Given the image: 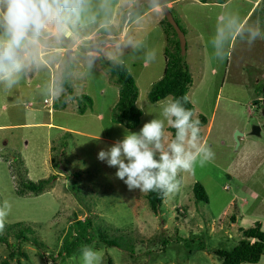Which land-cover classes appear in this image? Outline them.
Returning <instances> with one entry per match:
<instances>
[{
	"label": "rangeland",
	"instance_id": "1",
	"mask_svg": "<svg viewBox=\"0 0 264 264\" xmlns=\"http://www.w3.org/2000/svg\"><path fill=\"white\" fill-rule=\"evenodd\" d=\"M251 4L168 1L186 40L185 53L180 54L192 77L187 95L196 115L207 118L201 136L215 156L181 173L179 191L165 198L156 214L145 193L129 191L115 177L117 169L100 161L98 153L123 139L126 130L138 132L159 115L158 101L150 102L148 92L163 74L165 49L177 54L179 43L163 12L156 14L141 3L139 21L128 23L122 37L105 38L91 70L83 61L72 67L74 95L92 99L91 106L82 102L84 113L78 111V99L44 102L49 79L44 71L30 74L11 90H0V205L5 200L11 204L7 225H30L33 233L28 235L44 243L38 249L10 230L7 240L27 254L21 264H81L84 244L103 250L102 264H218L220 258L212 251L233 248L242 239V229L259 221L264 231V39L249 45L247 32L258 27L264 34V0L243 22L245 31L229 37L230 58L223 63L212 58L217 28L229 17L242 21ZM115 41L121 59L132 65L136 105L143 109L139 124L131 129L112 120L118 85L102 58L109 59ZM135 41L146 47L135 50ZM151 48L158 49V58L144 63L140 57ZM253 125L260 127L258 135L251 133ZM166 132L170 141L171 132ZM51 175L56 177L41 193H17L21 181ZM196 182L204 186L206 202L195 199ZM81 234L90 243L82 242L70 256L59 258L63 243ZM99 234L120 246L98 243ZM9 251L10 246L0 242V264ZM14 262L12 258L8 263Z\"/></svg>",
	"mask_w": 264,
	"mask_h": 264
},
{
	"label": "clouds",
	"instance_id": "2",
	"mask_svg": "<svg viewBox=\"0 0 264 264\" xmlns=\"http://www.w3.org/2000/svg\"><path fill=\"white\" fill-rule=\"evenodd\" d=\"M145 2L156 14L169 6L168 0ZM140 7L141 0H0V90H11L30 74L44 71L49 74L44 88L46 100L71 101L73 94L65 85L72 67L83 61L91 70L103 52L105 38L122 37L128 23L139 21ZM244 31L238 17H229L218 27L213 38V60L223 63L229 59V37ZM247 32L249 45L264 39L258 27L247 28ZM132 47L141 50L146 46L143 41H135ZM122 55L119 41H115L108 58L131 74L132 65L121 59ZM158 55V49L151 48L140 60L153 63ZM190 102L187 94L159 100L158 116L138 132L126 130L123 139L99 151L98 159L117 169L115 177L129 191L157 192L163 198L175 194L181 186V173L194 170L197 163L202 167L215 156L201 136L200 119L185 106ZM168 127L175 130L170 141ZM10 212L11 204L5 200L0 205V233ZM79 252L81 264L103 262V250L94 245L84 244ZM260 264H264V255Z\"/></svg>",
	"mask_w": 264,
	"mask_h": 264
},
{
	"label": "trees",
	"instance_id": "3",
	"mask_svg": "<svg viewBox=\"0 0 264 264\" xmlns=\"http://www.w3.org/2000/svg\"><path fill=\"white\" fill-rule=\"evenodd\" d=\"M220 2H224V0H220ZM164 20L169 24L165 17ZM169 38L170 36L168 34V39ZM178 44L179 43L175 45L177 54L175 52H169L168 49H165L164 51L165 65L163 74L157 81L153 83L150 91L148 92V99L150 102H157L168 95L181 97L185 94H188L189 87L192 84V77L187 64L183 60L184 57L180 54L181 50ZM102 61L108 66L110 72L115 77V82L118 85V98L112 112V120L116 123L122 124L126 128H135L139 124L141 110L136 105L138 89L135 84L134 78L127 71H123L121 66L114 64L110 59L103 57ZM65 87L67 88V91L69 93L73 94V99H78V101L81 102L80 104H78V111L80 113L85 112V108L82 105V102L85 101L88 106L92 105V99L88 95H74L70 80H68ZM185 106L194 110V106L191 102L186 104ZM197 117L201 121V126L207 123V118L204 115L199 114ZM168 130L171 132V136L174 138L175 130L171 127H168ZM55 177L56 175H51L37 181H32L30 179L23 180L20 182V188L17 189V193L22 194L25 193V191H30L34 194H39L52 183V180ZM193 194L196 200H202L205 202L208 200V196L206 194L204 186L199 182H196L193 185ZM145 196L150 209L156 214L163 204L165 198H163L157 192H148L145 193ZM76 222L79 225L81 223L80 220H77ZM87 224L91 226V221L88 219ZM10 230H12L14 236L22 242L32 243V245H34L38 249H41V247L44 246V243L38 238H36L35 236H32L33 238H31L28 235V233H33L30 225H25L21 222L13 223L11 225L6 224L4 231L0 233V242L5 243L8 247L10 246V251L8 252V258L2 260V264H9L8 262L12 258H15V262L13 264H21V257H27V254L22 251L20 245H15L7 240V236ZM241 233L242 239L233 248L228 250L215 249L212 251L220 258L218 264H243L246 262L256 263L260 260L261 256L264 255V231L262 230V224L259 221H255L254 225L242 229ZM101 235L99 234V239L97 240L98 243H103L115 247L120 246L117 240H113L108 236L104 237V235ZM90 241V238H87L86 236L81 234L80 237H75V239L63 243L62 248L58 254L59 258L70 256V254L74 250H76V247L80 243H90Z\"/></svg>",
	"mask_w": 264,
	"mask_h": 264
},
{
	"label": "water",
	"instance_id": "4",
	"mask_svg": "<svg viewBox=\"0 0 264 264\" xmlns=\"http://www.w3.org/2000/svg\"><path fill=\"white\" fill-rule=\"evenodd\" d=\"M168 1H170V0H168ZM141 3H145L147 5L145 0H141ZM163 13H164L165 18L169 22V24L175 30V32H176V34L178 36V39H179V46H180L181 54H184L185 53V44H186L184 32L180 28V26L177 23V21L174 19L169 7H167L166 10L163 11ZM251 133L258 135L260 133V127L258 125H253Z\"/></svg>",
	"mask_w": 264,
	"mask_h": 264
},
{
	"label": "crops",
	"instance_id": "5",
	"mask_svg": "<svg viewBox=\"0 0 264 264\" xmlns=\"http://www.w3.org/2000/svg\"><path fill=\"white\" fill-rule=\"evenodd\" d=\"M249 1L252 2V4H251L250 9L248 10V12L246 13V15H245L244 18L242 19V22L245 21V19H246V18L248 17V15L252 12V10L255 8V6H257L258 3L260 2V0H253V1L249 0Z\"/></svg>",
	"mask_w": 264,
	"mask_h": 264
},
{
	"label": "built area",
	"instance_id": "6",
	"mask_svg": "<svg viewBox=\"0 0 264 264\" xmlns=\"http://www.w3.org/2000/svg\"><path fill=\"white\" fill-rule=\"evenodd\" d=\"M45 102H47V100H45Z\"/></svg>",
	"mask_w": 264,
	"mask_h": 264
}]
</instances>
